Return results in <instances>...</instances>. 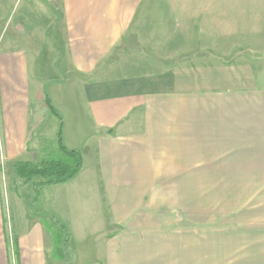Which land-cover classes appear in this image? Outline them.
Returning <instances> with one entry per match:
<instances>
[{
    "label": "crops",
    "instance_id": "obj_1",
    "mask_svg": "<svg viewBox=\"0 0 264 264\" xmlns=\"http://www.w3.org/2000/svg\"><path fill=\"white\" fill-rule=\"evenodd\" d=\"M44 9L46 26L60 28L81 101L67 115L50 99L65 145L84 159L77 177L50 185L68 194L52 212L72 237L100 241L75 256L82 264H192L195 227L183 225L194 219L201 172H264V0H46ZM129 33L154 34L153 55L127 52L101 70ZM28 67L25 49L0 52V264H60L28 208L9 215L19 202L1 185L5 162L32 149L38 110L53 114L41 91L32 100ZM78 201H105L108 211L78 214Z\"/></svg>",
    "mask_w": 264,
    "mask_h": 264
},
{
    "label": "rangeland",
    "instance_id": "obj_2",
    "mask_svg": "<svg viewBox=\"0 0 264 264\" xmlns=\"http://www.w3.org/2000/svg\"><path fill=\"white\" fill-rule=\"evenodd\" d=\"M45 5L46 0H0V52L15 46L25 49L29 56L28 73L32 100L37 101L40 91L44 98L47 93L50 98L52 97L54 105L70 115L78 104L74 103L76 100L74 98L81 101L79 89L73 86L71 81L76 74L71 71L69 59L64 55V45L58 24L50 27L45 24L43 17ZM31 34H35V43L33 38L32 43L28 42ZM13 37L19 40L16 44H12ZM155 38L154 34L143 37L139 33H129L119 43L116 52L101 64V70L114 62L123 60L119 58L121 55L142 48H148V54L153 55ZM146 39L149 42H146ZM35 45L36 51L31 49V46ZM41 101L45 104L44 100H40L39 104ZM42 107L38 110V117L43 121L29 143L32 149H29L27 158H22L23 160L37 161L42 139L55 137L61 124V121L59 122L48 108ZM71 122L67 121L66 124L67 145H71L72 141L68 131ZM80 125H87L85 118ZM13 164L9 165L5 162L1 177L4 194L11 195L19 202V208L15 209L14 203H10L7 208L9 215L16 209L23 214L30 203L35 211H53L57 198L62 197L66 200L68 196L66 190L59 191L57 187L52 186L40 189V197L36 198L38 194L36 188L32 183H26L16 175ZM201 173L204 178L196 184L194 197L190 190V197L195 200L194 204L190 202L189 205L190 210L191 204L194 206V214H192L194 219H190V223L183 225L195 227L192 264H264V172L228 170ZM17 194L23 201L18 200ZM82 195L85 196V193ZM77 206L78 214L92 213L94 217L99 214L100 217L108 211L105 201H78ZM97 239L96 236H79V239L73 236L70 245L73 254H67L66 259L60 264H82L83 260L77 259L75 253H79L77 250H81L87 244L100 242ZM88 257L87 253L86 258ZM50 258L53 263L52 252ZM84 262L89 264L87 261Z\"/></svg>",
    "mask_w": 264,
    "mask_h": 264
},
{
    "label": "trees",
    "instance_id": "obj_3",
    "mask_svg": "<svg viewBox=\"0 0 264 264\" xmlns=\"http://www.w3.org/2000/svg\"><path fill=\"white\" fill-rule=\"evenodd\" d=\"M45 101L51 112L60 117L54 108L49 95L46 93ZM61 121V117L59 118ZM39 147V159L17 160L13 164L18 177L26 183H32L36 188V198L40 197V189L54 184H63L73 180L81 172L84 164L80 150L67 147L63 141L61 124L55 137H44ZM30 198V196H29ZM29 213L38 218L44 225L52 239L53 259H66L70 250L72 233L61 218L52 211H35L32 204L27 205Z\"/></svg>",
    "mask_w": 264,
    "mask_h": 264
}]
</instances>
